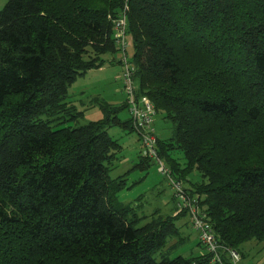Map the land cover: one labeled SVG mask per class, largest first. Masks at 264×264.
<instances>
[{
	"label": "trees",
	"instance_id": "obj_1",
	"mask_svg": "<svg viewBox=\"0 0 264 264\" xmlns=\"http://www.w3.org/2000/svg\"><path fill=\"white\" fill-rule=\"evenodd\" d=\"M126 6L136 96L169 122L159 158L240 255L264 247V0H5L0 11V264H217L170 257L187 210L119 200L120 106L79 124L67 90L121 64L112 20ZM154 160L138 156L134 168ZM169 183V182H168Z\"/></svg>",
	"mask_w": 264,
	"mask_h": 264
},
{
	"label": "rangeland",
	"instance_id": "obj_2",
	"mask_svg": "<svg viewBox=\"0 0 264 264\" xmlns=\"http://www.w3.org/2000/svg\"><path fill=\"white\" fill-rule=\"evenodd\" d=\"M5 5V0H0V11ZM132 46L126 48V57L130 62L132 57ZM121 55H118V60ZM123 66L117 62H106L101 68L91 69L84 75L78 76L68 87L67 94L72 104L82 112L78 119L79 124H86L104 118L102 106H120L123 104L125 94L119 92L122 81L114 80L117 74H121ZM117 116L125 120L128 118L125 109L117 113ZM172 130L169 122L161 120L160 115H156L153 120L154 135L168 138ZM108 134L119 141L122 146L120 159L117 167L111 172L113 178L125 175L126 184L118 194L120 201L132 203L140 207L144 213L159 211L162 214H169L176 207L173 198L174 190L168 183V178L160 174L156 164L152 161L146 170L134 168L141 154V141L136 131L128 128L113 126L108 130ZM174 179V178H173ZM176 180V179H174ZM179 214L177 211L175 215ZM188 218V217H186ZM189 221V218L187 219ZM179 227V236L174 237L169 244L183 239V242L176 244L170 250V257L181 255L183 257L195 256L198 247L195 242V230L191 225H186L185 217H180L174 222ZM244 247L247 251L245 260L241 264H264V250L262 244L252 240L247 242Z\"/></svg>",
	"mask_w": 264,
	"mask_h": 264
},
{
	"label": "built area",
	"instance_id": "obj_3",
	"mask_svg": "<svg viewBox=\"0 0 264 264\" xmlns=\"http://www.w3.org/2000/svg\"><path fill=\"white\" fill-rule=\"evenodd\" d=\"M126 6L119 15L112 20L114 29V39L116 49L121 54V64L123 70L121 73L122 91L125 94L124 102L127 104V111L132 121L134 130L138 133L141 141V154L144 157L154 160L157 170L164 177L168 178L171 188L174 190V195L177 197L178 213L187 210L191 228L197 234V238L201 247L212 255L211 261L217 264H224L222 259L223 249L217 242L216 234L212 225L206 220L195 204V200H190L183 191L182 183L174 180L171 175V170L159 158L156 151V136L153 131V120L155 109L150 100L145 96H136V84L134 81V67L127 60L126 48L130 45V39L127 37V16ZM229 255L231 264H241V256L233 250L226 251Z\"/></svg>",
	"mask_w": 264,
	"mask_h": 264
},
{
	"label": "crops",
	"instance_id": "obj_4",
	"mask_svg": "<svg viewBox=\"0 0 264 264\" xmlns=\"http://www.w3.org/2000/svg\"><path fill=\"white\" fill-rule=\"evenodd\" d=\"M112 63H114V62H112ZM118 63V62H117ZM119 64V63H118ZM122 65V64H121ZM122 73V72H121ZM114 80H119V81H121V74L119 75V74H117L116 76H115V78H114ZM122 91V87H121V89L119 90V92H121ZM124 102V101H123ZM126 112H127V115H128V118H129V114H128V111L126 110ZM173 199V198H172ZM172 211L174 212L175 211V208H174V202H173V209H172ZM185 219H186V225H190V222L187 220L188 218H186L185 217ZM191 227V226H190ZM195 242H196V245H197V249H198V251H196V255H199V254H202V253H204V249L201 247V245L199 244V241H198V238H197V234H195ZM245 248V250L243 251V254H241L240 256H241V262L242 261H244L245 260V257L247 256V251H246V248L247 247H244ZM263 250H264V247L262 248Z\"/></svg>",
	"mask_w": 264,
	"mask_h": 264
}]
</instances>
